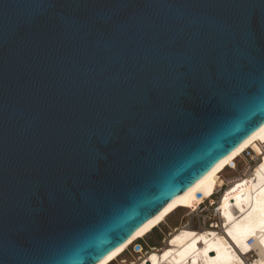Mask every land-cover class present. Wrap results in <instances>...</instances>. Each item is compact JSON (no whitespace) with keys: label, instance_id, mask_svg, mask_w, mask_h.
<instances>
[{"label":"water","instance_id":"1","mask_svg":"<svg viewBox=\"0 0 264 264\" xmlns=\"http://www.w3.org/2000/svg\"><path fill=\"white\" fill-rule=\"evenodd\" d=\"M264 0H0V264H96L264 126Z\"/></svg>","mask_w":264,"mask_h":264},{"label":"bare ground","instance_id":"2","mask_svg":"<svg viewBox=\"0 0 264 264\" xmlns=\"http://www.w3.org/2000/svg\"><path fill=\"white\" fill-rule=\"evenodd\" d=\"M247 149L258 160L220 194V227L213 224L195 229L189 219L186 226L173 227L161 242L162 246H152L140 259L120 262V259H125L120 256L132 243L143 239L175 209L194 211L207 200L213 204L215 200L212 196L222 192L221 188L226 183L223 170L228 165L233 166ZM251 238L252 243L249 242ZM140 250L142 245H136L135 251ZM110 263L264 264V126L96 264Z\"/></svg>","mask_w":264,"mask_h":264},{"label":"rangeland","instance_id":"3","mask_svg":"<svg viewBox=\"0 0 264 264\" xmlns=\"http://www.w3.org/2000/svg\"><path fill=\"white\" fill-rule=\"evenodd\" d=\"M242 154L240 155L241 157L243 156ZM240 156L236 159V163L238 166L237 170L233 171V170L225 168L222 172L223 178L230 179V178L238 177L241 175L244 161ZM225 189L224 190L222 189V192H220V194L223 193V191H225ZM219 196L220 195L216 194V195H213L212 198H214V200H216V197H218V199H219ZM207 201H209V200H207ZM209 210H210V208H209ZM209 210L207 211V213L206 212H203V213L193 212V213H191L190 211H192V210H189L186 208L175 209L173 212H171L164 219V221L160 225H158L155 229H153L150 233H148L143 239H138L137 241L132 243L128 247V249L120 257L126 258L128 260H132L133 258H137L138 255H136L133 252V248L135 247L136 244L142 245V247L144 249L143 252L149 251L150 247H152V246H156V247L162 246L163 244L161 242H162L163 238L167 237L169 232H172V228L173 227H179V225L183 224L186 221H189V219L191 221L192 228L199 229V227H200L199 224L203 222V218H205V216L209 215L208 214ZM210 220H213V219H209L208 221H210ZM205 227H207V226H205Z\"/></svg>","mask_w":264,"mask_h":264},{"label":"built area","instance_id":"4","mask_svg":"<svg viewBox=\"0 0 264 264\" xmlns=\"http://www.w3.org/2000/svg\"><path fill=\"white\" fill-rule=\"evenodd\" d=\"M243 156L241 157L242 159H243V161H244V163H243V167H242V175L243 174H245L244 172H246L247 171V169H250L254 164H255V162L258 160V158H256L255 156H254V154L249 150V149H247L243 154H242ZM237 163H236V160H235V163L233 164V166H230V165H228L227 166V169H230V170H233V171H236L237 170ZM245 170V171H244ZM236 178H238V177H234V178H230V179H225L226 180V183H225V185H224V187H222L221 189H225L229 184H231L233 181H235L236 180ZM218 195H220V192H218L217 193ZM216 195V194H215ZM209 208H210V210H209ZM209 210V212H208V214L209 215H207V216H205V218H203V222L202 223H200L199 224V229L200 228H202V227H205V226H207V227H211L213 224H215L216 225V227H220V224H221V222H220V218H219V206H218V197H216V200H215V202L213 203V204H210L209 203V201H206L205 203H202L199 207H198V209H196V210H194V211H190L191 213H193V212H197V213H203V212H206L207 213V211ZM209 219H213V220H210V221H208ZM187 222L188 221H186V222H184L183 224H181V225H184V226H186L187 225ZM181 225H179V226H181ZM193 225V224H192ZM170 233V232H169ZM168 233V234H169ZM166 238V237H165ZM164 239V238H163ZM163 241V240H162ZM249 242L250 243H252L253 242V239L251 238V239H249ZM163 244V243H162ZM136 245H140V244H136ZM136 245H135V247H136ZM135 247L133 248V252L136 254V255H138L137 256V259L139 258L140 259V257L142 256V255H144V253H146L147 251H145V252H143L144 251V249H143V247H142V250H140V252H136L135 251ZM151 248V247H150ZM154 248V247H153ZM151 250V249H150ZM125 261H129L128 259H124V260H122V259H120V262H125ZM110 264H116V263H110Z\"/></svg>","mask_w":264,"mask_h":264},{"label":"snow or ice","instance_id":"5","mask_svg":"<svg viewBox=\"0 0 264 264\" xmlns=\"http://www.w3.org/2000/svg\"><path fill=\"white\" fill-rule=\"evenodd\" d=\"M260 24H261V26H264V20H261ZM230 235H231V233H230Z\"/></svg>","mask_w":264,"mask_h":264}]
</instances>
